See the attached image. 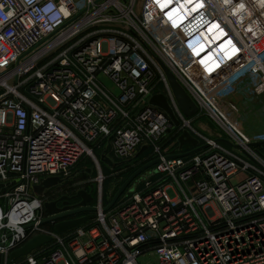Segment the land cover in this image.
Masks as SVG:
<instances>
[{
	"label": "built area",
	"instance_id": "built-area-1",
	"mask_svg": "<svg viewBox=\"0 0 264 264\" xmlns=\"http://www.w3.org/2000/svg\"><path fill=\"white\" fill-rule=\"evenodd\" d=\"M166 1L0 0V264H264V156L251 146L264 126L245 125L264 123V0ZM184 132L198 144L181 146ZM109 145L112 171L158 161L106 210ZM86 169L96 216L59 233L45 203L77 193ZM40 234L52 240L10 261Z\"/></svg>",
	"mask_w": 264,
	"mask_h": 264
},
{
	"label": "water",
	"instance_id": "water-1",
	"mask_svg": "<svg viewBox=\"0 0 264 264\" xmlns=\"http://www.w3.org/2000/svg\"><path fill=\"white\" fill-rule=\"evenodd\" d=\"M162 67L168 77L170 86L175 94V97L178 101L179 106L183 110L186 116L190 117L198 112V106L194 102V100L191 98V96L188 94V92L184 89V87L180 84V82L177 80L176 76L170 71V69L163 63ZM151 104L157 105L164 110H166L174 119L176 124H179V121L176 119L174 116L173 110L171 106L168 103V100L164 94H155L151 100ZM180 144L183 146L186 142L192 144V145H197L198 140L193 138L188 132H184L180 136ZM223 140L227 143L230 144V141L225 140V139H219ZM264 145V141L261 142H255L252 143V147H258ZM146 147H143L142 150H145ZM197 150V149H196ZM194 151L181 154V156H186L189 155ZM111 151V146L106 149L105 153L102 156V160L107 163L110 166H114L113 161L108 157V153ZM158 159L150 161L149 163L144 164L141 166L139 169H137L135 172H133L127 179L126 181L121 185V187L118 189V191L115 193L113 199L110 201V203L106 206V210H109L121 197V195L125 192V190L129 187L131 182L139 175L141 174L144 170L147 168L151 167L154 165ZM88 171H91L88 169ZM59 178L52 177L48 178L42 181L40 185L35 186V191L38 192L39 194H42L46 189L56 185L59 182ZM2 185H0L1 187ZM94 188L90 191L85 190V189H80L77 193H75L72 196H64L56 201H51V202H46L45 207L46 211L49 215L43 222L47 223L52 220H58V219H63L58 221L55 224V228L59 233H63L66 231H69L77 226H81L88 221L92 220L96 216V207L92 205L94 202V196H93ZM70 200H79L75 204H70ZM59 201H63L64 207H59L58 203ZM79 215V216H78ZM65 218V219H64ZM52 240V237L46 234H40L32 239H30L28 242H26L22 247L14 250L11 255H10V261H15L35 249L39 248L45 243H48Z\"/></svg>",
	"mask_w": 264,
	"mask_h": 264
},
{
	"label": "rangeland",
	"instance_id": "rangeland-1",
	"mask_svg": "<svg viewBox=\"0 0 264 264\" xmlns=\"http://www.w3.org/2000/svg\"><path fill=\"white\" fill-rule=\"evenodd\" d=\"M110 87H113L110 83H107ZM160 90H163V86L161 85ZM194 126L197 128L203 130L204 132L208 134H212L213 136H221L220 130L217 128V126L211 122L208 118L205 117H200L196 116L195 117ZM259 153H261L264 156V146L262 149L257 150ZM136 160V159H135ZM132 162L125 163L123 166H120L119 169L116 170H111L112 166L108 165L107 163L103 162L104 171L106 174V179L104 181V194H105V199L107 200L109 196L115 192L117 187L127 178V174L129 171V168L133 165L131 164ZM97 171L90 172L88 169L77 173L74 178L69 182L70 184V189L73 187H79L81 189H84L85 186H89V184H94L97 186ZM95 186H92L93 188ZM35 189V188H34ZM95 189V188H94ZM72 191V189H71ZM36 192V191H35ZM39 194L38 192H36ZM94 194L97 195V190H94ZM152 262L155 261L154 257H149ZM145 259H142V261Z\"/></svg>",
	"mask_w": 264,
	"mask_h": 264
},
{
	"label": "crops",
	"instance_id": "crops-1",
	"mask_svg": "<svg viewBox=\"0 0 264 264\" xmlns=\"http://www.w3.org/2000/svg\"><path fill=\"white\" fill-rule=\"evenodd\" d=\"M170 1H173V0H170ZM165 5V4H164ZM257 117V116H256ZM246 128L248 131L252 132V133H256L255 131L258 130L260 131L261 127L264 126V123L262 121L258 122V119L251 116V117H248V121L246 122ZM212 135V134H211ZM213 136V135H212ZM213 137H217V136H213ZM219 137V136H218ZM264 145H261V146H258V147H255L256 150L258 149H262ZM261 154V153H260ZM20 259V258H19Z\"/></svg>",
	"mask_w": 264,
	"mask_h": 264
},
{
	"label": "trees",
	"instance_id": "trees-1",
	"mask_svg": "<svg viewBox=\"0 0 264 264\" xmlns=\"http://www.w3.org/2000/svg\"><path fill=\"white\" fill-rule=\"evenodd\" d=\"M139 166H141V165L139 164L138 166H136V167H134V168H131V169L128 171L127 177H128L129 175H131V173H132L136 168H138ZM122 183H123V182H122ZM122 183L117 187V189L122 185ZM117 189L115 190V192L117 191ZM115 192L113 193V195L115 194ZM108 201H109V199H108Z\"/></svg>",
	"mask_w": 264,
	"mask_h": 264
},
{
	"label": "flooded vegetation",
	"instance_id": "flooded-vegetation-1",
	"mask_svg": "<svg viewBox=\"0 0 264 264\" xmlns=\"http://www.w3.org/2000/svg\"><path fill=\"white\" fill-rule=\"evenodd\" d=\"M92 189V187L90 188V190ZM89 190V191H90ZM72 196V195H71ZM93 196H94V192H93ZM79 200H70V202L72 203V204H75V203H77ZM94 203V202H93ZM93 203H92V205H93ZM79 216V215H78Z\"/></svg>",
	"mask_w": 264,
	"mask_h": 264
},
{
	"label": "bare ground",
	"instance_id": "bare-ground-1",
	"mask_svg": "<svg viewBox=\"0 0 264 264\" xmlns=\"http://www.w3.org/2000/svg\"><path fill=\"white\" fill-rule=\"evenodd\" d=\"M171 2H172V1L167 0V1L165 2V4L167 5V4L171 3Z\"/></svg>",
	"mask_w": 264,
	"mask_h": 264
}]
</instances>
